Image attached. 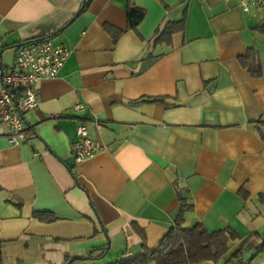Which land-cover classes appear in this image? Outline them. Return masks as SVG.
<instances>
[{"label":"crops","instance_id":"obj_1","mask_svg":"<svg viewBox=\"0 0 264 264\" xmlns=\"http://www.w3.org/2000/svg\"><path fill=\"white\" fill-rule=\"evenodd\" d=\"M83 1L0 0L4 65L56 30L70 49L38 83L26 141L0 135L2 263L136 264L173 227L181 193L184 227L237 235L223 258L196 264H226L264 237V6L89 0L76 15ZM128 7L145 11L134 29ZM79 121L102 148L75 163ZM241 257L232 264H264V249Z\"/></svg>","mask_w":264,"mask_h":264},{"label":"built area","instance_id":"obj_2","mask_svg":"<svg viewBox=\"0 0 264 264\" xmlns=\"http://www.w3.org/2000/svg\"><path fill=\"white\" fill-rule=\"evenodd\" d=\"M239 6L242 11L248 12L252 6H264V0H239ZM13 48L15 54L12 63L4 65L0 61V135L9 144L19 146L26 141L29 128L24 114L36 108L39 101V81L56 76L70 49L56 43L53 37L25 41ZM72 108L79 111L83 105L79 103ZM86 129L87 122L79 121L77 139L71 147L75 163L90 159L102 148Z\"/></svg>","mask_w":264,"mask_h":264},{"label":"trees","instance_id":"obj_3","mask_svg":"<svg viewBox=\"0 0 264 264\" xmlns=\"http://www.w3.org/2000/svg\"><path fill=\"white\" fill-rule=\"evenodd\" d=\"M89 0H84L83 5L80 7V11L76 15H79L85 10ZM145 16V11L138 7H128L126 10L127 28L134 29L142 21ZM171 25L167 24L161 36H167L172 33ZM114 40L121 35V32L108 27ZM59 32L54 31L47 37H53ZM248 57V56H247ZM251 68V66H248ZM180 208L176 217L173 227L170 229L159 245L153 250H145L142 255L136 257L130 261L136 264H148L154 262L155 264H196L202 261L211 260L217 261L223 258L224 254L229 249L228 242L235 240L237 235L230 229H219L215 231H208L201 223H197L191 228H186L182 225V217L185 212L191 209V206L186 203L181 193L178 197ZM259 239V241H257ZM264 249V237H259L253 233L249 238L245 239L240 247L229 256L226 260V264H232L234 259L241 261V256L247 252L252 251L253 255L261 252ZM84 260L83 258L69 259L64 264H72L74 261ZM127 262V261H126ZM125 263V261H120ZM0 264L2 263V250L0 243Z\"/></svg>","mask_w":264,"mask_h":264},{"label":"rangeland","instance_id":"obj_4","mask_svg":"<svg viewBox=\"0 0 264 264\" xmlns=\"http://www.w3.org/2000/svg\"><path fill=\"white\" fill-rule=\"evenodd\" d=\"M10 260H11V259H10ZM8 262H9V258H7V262H6V263L9 264Z\"/></svg>","mask_w":264,"mask_h":264},{"label":"water","instance_id":"obj_5","mask_svg":"<svg viewBox=\"0 0 264 264\" xmlns=\"http://www.w3.org/2000/svg\"><path fill=\"white\" fill-rule=\"evenodd\" d=\"M22 43H19L17 46L21 45Z\"/></svg>","mask_w":264,"mask_h":264}]
</instances>
